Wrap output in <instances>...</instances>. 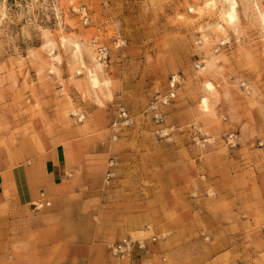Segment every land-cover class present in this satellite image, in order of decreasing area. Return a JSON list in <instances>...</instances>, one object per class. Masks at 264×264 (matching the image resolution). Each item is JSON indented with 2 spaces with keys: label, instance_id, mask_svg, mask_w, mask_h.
<instances>
[{
  "label": "rangeland",
  "instance_id": "rangeland-1",
  "mask_svg": "<svg viewBox=\"0 0 264 264\" xmlns=\"http://www.w3.org/2000/svg\"><path fill=\"white\" fill-rule=\"evenodd\" d=\"M235 1L236 33L226 27L221 35L216 28L227 8L221 0L214 9L209 0H0V172L39 171L57 146L81 138L106 154L108 169L123 163L119 177L126 181L163 179L185 166L188 190H201L204 224L219 216L209 201L230 193L234 211L219 220L264 234V213L240 209L241 196L264 204V0ZM94 42L108 50V62H96L104 66L110 98L92 89L75 64L79 58L89 69L84 46L94 51ZM172 76L180 87L162 108L161 133L143 113L167 93ZM205 82L215 90L207 114L199 105ZM119 108L131 125L115 134ZM196 131L208 140L204 148L192 141ZM108 174L106 182L116 179ZM6 198L0 222H28L52 207L45 201L49 207L18 216ZM149 230L156 242L168 237Z\"/></svg>",
  "mask_w": 264,
  "mask_h": 264
},
{
  "label": "crops",
  "instance_id": "crops-1",
  "mask_svg": "<svg viewBox=\"0 0 264 264\" xmlns=\"http://www.w3.org/2000/svg\"><path fill=\"white\" fill-rule=\"evenodd\" d=\"M97 151L80 138L66 148L57 146L39 171L15 166L0 172V199L7 196L18 216L38 201L52 204L28 222L2 219L0 264H264V234L219 220L234 211L233 195L209 201L219 216L208 227L201 190H188L192 186L185 166L170 168L163 179L152 174L144 182L126 181L119 177L124 164L108 169L106 154ZM109 172L116 179L106 182ZM3 174L8 176L6 188ZM240 199L242 211L264 213L261 201ZM150 227L167 233V239L130 260L109 253L123 238L141 234L139 239H147Z\"/></svg>",
  "mask_w": 264,
  "mask_h": 264
},
{
  "label": "built area",
  "instance_id": "built-area-1",
  "mask_svg": "<svg viewBox=\"0 0 264 264\" xmlns=\"http://www.w3.org/2000/svg\"><path fill=\"white\" fill-rule=\"evenodd\" d=\"M95 56L98 62L102 64H106L108 62V50L106 47L102 45H98L97 43H93ZM180 83L178 76H172L169 82L168 91L163 96H157L154 98L153 102L149 105L147 110L144 111L143 114H147L150 121L155 125L161 133L163 131L161 128L164 125L166 115L162 112V108L168 106L172 100L175 99L176 93L179 90ZM131 125L130 117L128 113L123 108H119L116 112L115 119L111 125V129L116 134L118 131L123 128H127ZM116 138V137H114ZM192 141L204 148V146L208 143V140L201 136V134L196 131L192 133ZM232 143V141L230 142ZM232 145V144H231ZM111 176V173L108 174V177ZM42 196V195H41ZM35 211L41 210L43 207H49V203L45 201H38L37 203L32 205ZM146 231H149V228H146ZM157 240L154 236H150L147 239H137L132 238L131 236L121 239L120 241L111 245L108 250L109 253L118 260L125 261L130 260L135 255L146 252L149 245H152Z\"/></svg>",
  "mask_w": 264,
  "mask_h": 264
},
{
  "label": "bare ground",
  "instance_id": "bare-ground-1",
  "mask_svg": "<svg viewBox=\"0 0 264 264\" xmlns=\"http://www.w3.org/2000/svg\"><path fill=\"white\" fill-rule=\"evenodd\" d=\"M221 2L226 3L227 4V8L224 12H222L220 14V20L222 22V25L217 26L216 30L218 31L219 34L223 35L225 33V28H229L231 30H233L234 33H236V29H235V23L237 20V3L235 0H221ZM208 6L211 7L212 9H214L216 7V4L214 3V0H209L208 2ZM75 10H77V8L74 7ZM191 11H193L191 9ZM81 14L84 13L83 10L80 11ZM259 16L261 19V22L264 26V13H262L261 11H259ZM215 30V31H216ZM216 31V34H217ZM203 40L205 42V39L203 37ZM86 48V53H87V57L89 60V69L83 64V61H81L79 58L76 60V65L80 66L81 69H83L85 71V76L87 78V81L89 82V85L91 86L92 89L94 90H98L99 94L100 92L102 93L101 95L105 98H110L109 92L107 90L106 87V81H104L103 76H104V72H103V68L104 66L97 63L96 59L94 57V51L92 49H90L87 45L84 46ZM77 52L80 53V48L77 49ZM81 56V54H80ZM103 89L100 90L99 88L101 86ZM203 90L204 93L207 95V97H203L200 99V109L201 112L203 114H207L209 112V101H208V97L213 96L214 95V87L211 83L209 82H205L203 84ZM75 112H72V115L74 116ZM35 174V172H34ZM33 175V174H32ZM34 176V175H33ZM7 179L8 176L6 174L2 175V185L3 187L6 188V183H7Z\"/></svg>",
  "mask_w": 264,
  "mask_h": 264
}]
</instances>
